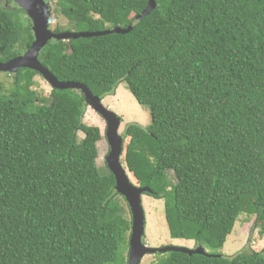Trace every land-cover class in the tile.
Returning <instances> with one entry per match:
<instances>
[{
	"label": "trees",
	"instance_id": "16d2710c",
	"mask_svg": "<svg viewBox=\"0 0 264 264\" xmlns=\"http://www.w3.org/2000/svg\"><path fill=\"white\" fill-rule=\"evenodd\" d=\"M46 1L73 25L54 32L132 24L125 34L52 39L38 60L101 100L124 82L148 107L147 126L123 129L126 168L163 199L172 238L214 254L168 251L151 264H264V250L220 252L242 213L264 234V0H155L138 21L149 0ZM33 40L26 13L0 0V62ZM9 75L10 89L0 84V264H127L131 213L97 166L102 135L83 122V94L51 88L48 104L33 89L36 71Z\"/></svg>",
	"mask_w": 264,
	"mask_h": 264
},
{
	"label": "water",
	"instance_id": "95a60500",
	"mask_svg": "<svg viewBox=\"0 0 264 264\" xmlns=\"http://www.w3.org/2000/svg\"><path fill=\"white\" fill-rule=\"evenodd\" d=\"M14 2L26 13L31 21V29L34 40L30 47L21 55L6 62H0V71L15 73L20 68H30L36 71L50 86L56 89H76L80 91L87 107H91L105 121V138L109 145L106 155V165L115 178V189L126 200L131 213V230L129 238V251L127 264H140L147 254L164 253L168 251L183 252L188 255L209 254L202 247L196 245L192 248L184 246H164L159 248L149 247L143 241L145 235V212L142 204V195L150 193L149 187H140L131 181L126 168L121 163V155L124 151V139L119 132L121 118L110 108L103 105L102 100L93 95L91 90L83 83L77 81H60L39 60L40 51L52 40H66L70 37H92L110 33L125 34L132 29V24L126 28L112 27L102 31L81 32H54L50 29V4L46 0H14ZM155 7V0H149L144 10L135 17L138 21L148 15Z\"/></svg>",
	"mask_w": 264,
	"mask_h": 264
},
{
	"label": "rangeland",
	"instance_id": "374dc122",
	"mask_svg": "<svg viewBox=\"0 0 264 264\" xmlns=\"http://www.w3.org/2000/svg\"><path fill=\"white\" fill-rule=\"evenodd\" d=\"M51 6V5H50ZM50 29L69 30L73 29L70 21L64 18L55 9L52 4ZM12 78L8 72L0 71V84L4 90H9L11 87ZM35 85L33 89L40 97L48 98V104L52 103L49 97L51 86L40 76L34 78ZM104 106L113 110L121 118L119 132L122 133L125 125L128 122L135 121L143 126L150 123V113L148 107L140 105L130 91L126 84L120 83L115 94L107 95L102 99ZM83 122L88 126L98 127L102 138L97 142L98 157L96 160L98 168L101 172H108L106 165V155L109 151V145L105 138L106 123L104 119L95 112L91 107L86 108ZM84 137V133L79 131L77 138L80 140ZM128 139L125 140V146ZM125 150L121 155V163L125 165ZM127 170V168H126ZM127 173L132 181L130 173ZM168 177L171 182H175V177L172 171H168ZM134 183V181H133ZM142 204L145 212V239L144 242L149 247L159 248L164 246H184L194 247L195 241L186 238H172L164 216V201L163 199H156L150 195H142ZM131 215V214H130ZM260 251L264 250V234H260V226L255 225V216L242 213L235 221L232 232L227 236L224 246L220 250L222 254L232 255L238 251ZM158 258V254H147L143 257L140 264H151Z\"/></svg>",
	"mask_w": 264,
	"mask_h": 264
}]
</instances>
